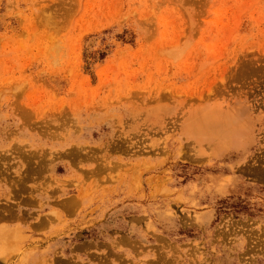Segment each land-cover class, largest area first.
<instances>
[{
	"label": "rangeland",
	"instance_id": "obj_1",
	"mask_svg": "<svg viewBox=\"0 0 264 264\" xmlns=\"http://www.w3.org/2000/svg\"><path fill=\"white\" fill-rule=\"evenodd\" d=\"M0 264H264V0H0Z\"/></svg>",
	"mask_w": 264,
	"mask_h": 264
},
{
	"label": "bare ground",
	"instance_id": "obj_2",
	"mask_svg": "<svg viewBox=\"0 0 264 264\" xmlns=\"http://www.w3.org/2000/svg\"><path fill=\"white\" fill-rule=\"evenodd\" d=\"M11 236V233H9L8 231H4L1 233V240H2V244L0 245V248L3 249L4 247H6L8 245V240L9 237Z\"/></svg>",
	"mask_w": 264,
	"mask_h": 264
}]
</instances>
